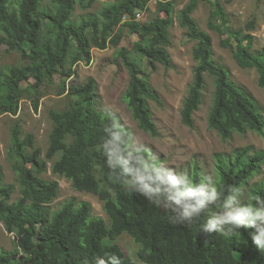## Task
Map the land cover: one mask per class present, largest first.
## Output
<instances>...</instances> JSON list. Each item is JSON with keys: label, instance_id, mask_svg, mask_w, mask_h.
Listing matches in <instances>:
<instances>
[{"label": "trees", "instance_id": "1", "mask_svg": "<svg viewBox=\"0 0 264 264\" xmlns=\"http://www.w3.org/2000/svg\"><path fill=\"white\" fill-rule=\"evenodd\" d=\"M85 1L0 0V45L28 62L9 69L0 67V115L18 114L21 97L29 90L20 89V85L31 78L37 80L29 86L36 93L45 79L57 78L59 94H66L68 100L64 110L49 114L53 125L45 161L41 159V150L35 149L33 135L23 136L18 123L11 130L7 155L22 190L21 197L13 201L15 186L3 184L0 168V223L14 236L16 244L12 253L0 251V264H95L97 257L107 259L112 254L120 258L121 264H136L115 242L124 233L140 245L138 258L144 264H264V249L252 243L251 229L241 228L231 237L202 230V224L221 210V204L233 194L231 188L241 189L261 172L264 156L247 158L240 154L235 161L219 165L215 199L201 209L199 217L193 216L191 222L164 205L162 196L168 185L148 181L153 189L159 188L152 199L161 200V204H154L138 193L135 186L129 189L119 181L125 178L119 163L114 169L116 178L106 166L107 157L102 155L101 144L104 137L111 139L110 133L105 132L110 118L97 108V82L89 78L82 85H67V81L74 78L77 64L91 62L93 48L119 46L123 28H128L138 35V40L132 49L122 48L117 58L129 73L124 100L138 127L156 137L158 128L149 101L160 103V98L148 82L146 69L154 72L158 64L167 69L174 67L168 50L172 45L170 29L174 21L170 17L137 21V14L146 10L152 0H106L108 5L100 15L78 17L77 6L89 8L95 0ZM161 1L172 11L175 0ZM197 6L198 0H190L177 15L188 37L196 42L192 52L196 66L183 101L182 123L194 128V114L203 101L206 76H210L215 92L209 127L223 139L247 131L262 134L264 117L257 100L232 81L226 66L214 60L212 37L193 17ZM208 25L226 37V46L238 61L256 69L259 86L264 89V49L245 57V52L254 45V36L234 29L223 6L211 12ZM254 28V21L247 24L248 31ZM232 42H243V48ZM12 86L20 89V95L12 91ZM31 100L38 110L39 97ZM132 138L124 137L127 145L124 156L131 168L126 176L129 181L159 170L149 160L146 166L138 163L141 156L149 155L143 150H132ZM49 161H53L52 172L68 179L76 191L99 197L108 222L93 216L89 203L75 199L58 211H51L50 205L59 197L60 187L58 181L41 176L47 171ZM29 164L33 165L32 169L28 168ZM193 182L204 183L199 174L194 175ZM250 202L264 204V180L252 186ZM170 217H176L180 223L172 224Z\"/></svg>", "mask_w": 264, "mask_h": 264}, {"label": "rangeland", "instance_id": "2", "mask_svg": "<svg viewBox=\"0 0 264 264\" xmlns=\"http://www.w3.org/2000/svg\"><path fill=\"white\" fill-rule=\"evenodd\" d=\"M189 1L175 0L172 11H168L165 2L152 0L138 18L141 23L156 17H170L174 21L170 29L172 45L168 48L174 67L167 69L158 64L154 72L146 69L148 82L160 98V103L149 101L152 117L158 128L156 137L138 127L124 100V94L129 84V73L122 65L121 60H117V58L122 48L132 49L133 44L138 40V35L129 32L128 28H123L119 46L110 45L104 50L93 48L91 62L77 64L74 68L76 74L74 78L67 81V85L73 83L82 85L89 78H94L98 85V110L105 114V108H109L119 115L121 121L135 135L131 141L132 150H143L149 155L145 147L150 149L152 158L150 157L149 162L156 164L159 170H163V167L167 166L174 170L172 174L177 178L179 173H187L193 181L194 175L199 174L204 184L210 185L208 190L211 192V187L216 189L219 184V165L235 161L240 154L247 158L254 155L264 156V132L262 134L253 131H247L244 134L233 133L230 138L223 139L216 130L209 127L208 119L215 92L214 80L210 76H206L207 86L203 93V101L199 110L194 114V128L190 129L182 123L183 101L192 83L193 69L196 66L192 55L196 42L188 37L186 29L179 24L177 15ZM107 5L106 0H95L89 8L78 5L75 15L78 17L98 16ZM219 6L225 8L234 29H241L244 33L254 36L252 49L245 52V57H249L264 49V0H198L197 9L193 13L200 28L212 37L214 60L226 66L231 72L232 81L257 100L264 117V89L259 86L256 69L245 67L243 61H238L231 48L226 46V37L208 25L211 12ZM251 21H254L255 28L248 31L247 24ZM232 44L240 48H243L244 45L243 42H232ZM133 57L139 60L137 55H133ZM26 63L28 62L22 60L18 53L9 52L5 45H0V67L9 69ZM143 67L146 68L144 62ZM36 83L37 80L34 78H31L28 83H21L20 89L29 90L21 97L19 112L16 116L0 115V168L4 174L3 184L15 186L13 201L21 197L22 189L7 155V150L11 145L12 128L18 123L23 136L33 135L35 149L41 150V159L45 161L53 125L49 114L51 111H62L68 105L66 94H59L60 80L57 78L54 81L45 79L40 84L38 93L29 87ZM11 89L20 95V89L13 86ZM32 97H39L38 110L34 108ZM52 164L53 161H49L47 171L41 174L44 179L55 180L59 183V197L50 205L51 211H58L66 202L75 199L78 202L89 203L92 206L93 216L101 217L108 222L99 197L76 191L68 179L59 177L52 172ZM28 168L32 169L33 165L29 164ZM263 180L264 167L261 168L259 174L253 176L249 183L240 189L238 201L241 204L251 203L252 186ZM214 215H223V210L217 211ZM218 226L225 230L228 228L227 224ZM115 242L134 259L136 264H144L138 258L140 245L130 235L124 233ZM15 250L14 236L7 233L0 223V251L12 253Z\"/></svg>", "mask_w": 264, "mask_h": 264}, {"label": "clouds", "instance_id": "3", "mask_svg": "<svg viewBox=\"0 0 264 264\" xmlns=\"http://www.w3.org/2000/svg\"><path fill=\"white\" fill-rule=\"evenodd\" d=\"M104 111L106 117L110 118V123L105 127V132L110 133L111 139L103 138L101 150L102 155L107 157L106 166L115 174V178V165L119 163L122 175L125 177L119 181L123 182L129 189L135 186L138 193L147 196L149 201L158 205L161 204V200H153L152 194L158 192L159 188L153 189L148 181L159 185H168L167 191L162 196L166 208H171V211L177 213L178 217L188 218L190 222L193 221L191 219L193 216L199 217L201 209L215 199V187L212 186L210 192L208 190L210 185L194 183L187 173H179L177 178L176 175L172 174L174 170L167 166H164L163 170H153L148 175H137L132 181L127 180L126 176L131 172V168L124 156L127 146L124 137L135 135L122 123L118 114L109 108H105ZM109 145L111 146L109 147ZM145 150L148 151L149 157L141 156L138 161L141 166H146L151 157L150 149L145 147ZM240 191L239 188H231L233 194L228 197L225 204L220 206L223 215H213V218L202 224V230L204 232L217 231L221 235L231 237L241 228H249L251 229L249 235L252 243L258 248L264 249V206H262L264 204L259 202L256 205L252 203L241 204L238 201ZM169 220L172 224L180 223L176 217H170ZM220 224H227L228 228L225 230L218 227ZM109 261L111 264H121L120 258L115 254L109 255L107 259L97 257L95 264H109Z\"/></svg>", "mask_w": 264, "mask_h": 264}, {"label": "built area", "instance_id": "4", "mask_svg": "<svg viewBox=\"0 0 264 264\" xmlns=\"http://www.w3.org/2000/svg\"><path fill=\"white\" fill-rule=\"evenodd\" d=\"M140 15H141V12L137 14V17H136L137 18L136 19L137 21H138V18H139Z\"/></svg>", "mask_w": 264, "mask_h": 264}]
</instances>
